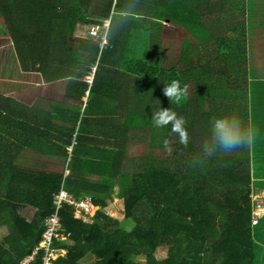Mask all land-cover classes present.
<instances>
[{
	"label": "trees",
	"instance_id": "trees-1",
	"mask_svg": "<svg viewBox=\"0 0 264 264\" xmlns=\"http://www.w3.org/2000/svg\"><path fill=\"white\" fill-rule=\"evenodd\" d=\"M196 6L201 7L198 2L168 3L166 18L203 29L205 43L199 44L203 48H186L178 66L168 70L149 64L139 52L134 63L119 65L137 79L161 77L167 85L173 80H178L181 88L187 85L181 102L167 98L165 107L186 120L187 146L179 142L171 124L154 126L152 142L156 143L160 132L167 138V145L173 144L171 157L160 160L143 156L138 163L143 165L131 169L123 162L124 144H90L93 139L82 136L87 117L56 111L54 118L70 126L54 127V147L42 142L38 147H28L43 154L69 157L67 176L64 171L16 166V150L0 148V228L8 230L0 239V264H20L33 253L44 230L43 220L54 211L53 197L61 185L75 199L91 196L93 204L101 208L108 199L115 198L109 184L117 176L122 177L117 197L122 201L123 220H131L133 228L123 229L119 218H111L101 210L90 222H84L74 217L72 206L64 204L58 216L70 236L63 248L55 242L54 247L65 249V254L53 264H257L250 225V163L243 127L246 111L241 96L247 81L243 25L232 17L230 32L221 29L209 38L207 20L190 17L189 10L196 12ZM88 9V0H0V32L11 39L22 71L38 72L46 82L67 78L68 95L74 96L73 87L81 86L80 99L88 87L84 80L98 54V69L105 71L106 59L128 55L127 50L119 48L121 44L118 46L130 37L129 31H122L134 28V24L144 26L142 19L111 18L108 44L99 49L94 41L75 35L78 25L99 24L100 20L88 19ZM224 19L229 24V16ZM224 19H216V25L222 26ZM97 77L98 73L89 95ZM233 117L240 123L243 146L224 154L213 134L212 119ZM149 124L144 121L141 126ZM131 125H124L121 131L128 132ZM44 134L40 135L43 140ZM87 176L103 182L93 183ZM25 207L35 209L31 221L21 215ZM159 247L166 248L167 257L158 261L154 252ZM43 256L44 251L39 250L28 264H43Z\"/></svg>",
	"mask_w": 264,
	"mask_h": 264
},
{
	"label": "crops",
	"instance_id": "crops-1",
	"mask_svg": "<svg viewBox=\"0 0 264 264\" xmlns=\"http://www.w3.org/2000/svg\"><path fill=\"white\" fill-rule=\"evenodd\" d=\"M88 1V19H109L110 25L111 18L120 16L127 19L129 17L135 20L142 19L144 26L134 24V28L129 30L125 28L122 31H129L130 37L125 42L119 43L118 46L121 44L119 48L127 50L128 55L119 54L116 57L113 55L109 60L106 59L105 71L98 69L100 53L98 54L95 64L91 66L89 77L84 80L88 87L80 99L77 96L81 86L79 89L76 86L73 87L74 96L68 95L70 91L67 93V78L46 82L38 72L22 71L11 39L0 32V148L16 150L13 160L16 166L56 173H62L65 170V168L57 169L53 163L60 159L66 166V158L51 153L43 154L28 147L30 145L38 147L41 142L48 147H54L57 143L54 127L66 128L70 126L64 120L59 121L54 118L56 111H62L66 116L73 114L80 118L87 117L82 127V136L93 139L90 144L98 147L112 146L115 142L124 144L125 159L123 162H135L134 158L128 156V153L136 140H141L137 152L139 162L143 156L165 160L167 138L159 132L156 143L152 142L154 124L151 117L154 111L165 108L167 105V97L163 94V88L167 83L161 77L137 79L136 76L125 73L119 65L130 61L134 63L137 52L140 50L143 52L142 59L158 68L168 70L178 66L182 52L186 48L195 46L199 42L198 37L201 32H198L192 25L172 22L166 18L168 17L167 13L170 12L167 10L168 3H200L201 7L196 6V12L189 10L190 17L207 20V35L209 38H213L216 28L215 20L218 19L216 14H219V19L228 17L226 14H228L231 2V0ZM234 3L237 4L238 1L235 0ZM164 11L167 12L164 13ZM159 17L164 19L161 20ZM90 26L92 25H84V27L78 25L75 35L92 40L98 44L99 49H104L108 41L104 46H101L99 40L90 37L88 35ZM108 35L109 28L107 38ZM141 35L145 36V39L140 40L139 36ZM187 35H190V38H187ZM96 73H98L97 81L93 86L94 90L89 95ZM148 114L150 116H147ZM63 115L62 117H64ZM144 121H148L150 124L147 127H142ZM129 123L132 125L127 129L128 132H122L121 129L124 128V125ZM244 124L245 122L243 127ZM258 130L264 132V125L259 126ZM42 134L46 136L45 140L40 138ZM262 135L258 138L263 139L264 134ZM152 144L159 146L154 148ZM251 146L252 142L249 144L248 141L249 163H251L250 157L253 159ZM67 150L69 152V147ZM261 174L256 177V180H260L256 187H252L255 176L254 174L250 175L249 199L250 195L254 197L264 194V168ZM33 210L35 213V209ZM255 227L259 229V238L261 239L264 236V217ZM0 231H2L1 237H4L8 232L5 227H1ZM260 232L262 233L261 237ZM166 257L158 259L164 260ZM259 264H264V254Z\"/></svg>",
	"mask_w": 264,
	"mask_h": 264
},
{
	"label": "rangeland",
	"instance_id": "rangeland-1",
	"mask_svg": "<svg viewBox=\"0 0 264 264\" xmlns=\"http://www.w3.org/2000/svg\"><path fill=\"white\" fill-rule=\"evenodd\" d=\"M235 0H231L228 16L229 19L227 22L229 24H225L226 20L224 19V24L222 26L216 25V28L214 31L218 33V30L225 29L227 31L232 30V24H231V18L235 17L242 21L243 25V32H244V43L246 45V54H245V68H246V76L247 81L245 83V87L243 92L241 93V96L244 97V103H245V115L246 120L244 124L245 131L247 132V138L249 141V144L252 142V150H253V159H251V163L249 164L250 169V175L254 174L255 180L254 183L252 181V187L257 186L260 182V180H256V177L261 176V171L264 168L263 160H264V138L259 139L258 136H263L264 132H260L258 130L259 126L264 125V0H236L238 1L237 4L234 3ZM216 18L219 19V14H216ZM103 20H100V24H97L99 27V30H101V24ZM105 25V22H104ZM84 27V25H83ZM198 32L200 33V37H198L199 42L196 43L195 46H198L197 50H200L203 48L202 46L199 47V44L205 43L204 36H206V32L203 29L196 28ZM187 38H190V35H187ZM143 52L139 50V57L142 58ZM192 93L189 91V96H191ZM213 122L215 119H212ZM196 129V128H195ZM262 133V134H259ZM201 138L196 140V144L199 143V140ZM141 140H136L135 143L130 147L128 156H131L134 158L135 162L126 163L125 165L131 169H138L139 166L143 164L139 163V157L138 155V149H139V142ZM172 142H168L169 145L166 146L165 149V155L168 159L171 157L172 150H173V144ZM251 151V150H250ZM258 151V153H257ZM249 152V148H248ZM163 155V154H162ZM164 157V156H163ZM58 160V162H57ZM53 166L56 165L57 169H64L66 168L65 163L63 164L62 160L57 159ZM67 164V160H66ZM46 165V164H45ZM65 174L67 170H64ZM131 171V170H130ZM69 173V171H68ZM67 173V175H68ZM66 175V176H67ZM123 176V175H122ZM127 176V175H125ZM89 177V178H88ZM86 177L89 181L93 183H101L103 182L101 178H97L94 176H88ZM129 177V176H128ZM121 176H117L113 180H111L110 188L113 192L114 199L107 200L106 206L101 207L97 211H103L108 212L107 215L111 218H119V221L122 222L121 227L125 230H131L133 228V222L131 220H123V205L122 201H120V198L117 197V194L119 192V188L121 186ZM112 195V196H113ZM111 202V203H110ZM96 211V212H97ZM34 213V210L32 207H25L24 210L21 211V215L26 218L27 221H31L32 215ZM96 214V213H95ZM94 212L89 214L88 216L78 214V218H82L83 220H88L89 218L93 217ZM253 232V241L256 248V255L258 258L257 264L260 263V257H263L264 254V236L262 238H259V229L257 227L252 228ZM0 231V238L1 237ZM6 232V231H5ZM260 232V237H261ZM61 254H64L62 251H58L56 256L53 260L57 258V256H62ZM167 251L164 247H159L155 252L154 256H156V260L159 261V259L166 257ZM159 258V259H158ZM52 260V261H53ZM49 262L48 264H53ZM86 262H82V264H85Z\"/></svg>",
	"mask_w": 264,
	"mask_h": 264
},
{
	"label": "built area",
	"instance_id": "built-area-1",
	"mask_svg": "<svg viewBox=\"0 0 264 264\" xmlns=\"http://www.w3.org/2000/svg\"><path fill=\"white\" fill-rule=\"evenodd\" d=\"M108 28H109V20H103L101 24V30H99V27L97 25H92L89 27L88 35L96 40H99L100 45L104 46L107 43ZM74 143L75 142L73 141V144ZM71 149L72 146L69 147V156ZM68 160L69 157L67 158V161ZM65 170L67 169L65 168ZM67 173L68 170L66 171V174L64 171V176H66ZM52 203H53L54 211L43 220L44 230L41 234L39 245L34 249L33 253L25 257L20 264H28L39 250L44 251V256L42 258L43 264H48L49 262H51L58 253V251H62L65 254V249L54 247L55 242H57L63 248V246L66 245L68 238L70 236L69 233H66L64 231L60 217L58 216V212L64 204H67L74 208L75 218H78L77 216L78 214H82L85 216H88L92 212H94L95 214L96 211L100 209L99 207L93 204V200L91 196L84 195L78 199H75L72 195H70L65 191L63 185H61L59 192L54 195ZM250 203H251L250 225L251 227H254L264 217V194L256 195L254 197L250 195ZM105 214L110 215L108 214V212H105ZM79 219H81L84 222L91 221V218H89L88 220H83L82 218ZM58 257L59 256H57V258Z\"/></svg>",
	"mask_w": 264,
	"mask_h": 264
},
{
	"label": "clouds",
	"instance_id": "clouds-1",
	"mask_svg": "<svg viewBox=\"0 0 264 264\" xmlns=\"http://www.w3.org/2000/svg\"><path fill=\"white\" fill-rule=\"evenodd\" d=\"M109 20V19H107ZM187 92V85L184 88L180 87L178 80H173L170 84L163 88V94L170 101L175 100L177 103L181 102ZM152 123L157 128L165 127L169 124L172 125L171 131L178 134L180 143L185 147L188 144L189 135L185 127L186 120L182 116H178L177 113L170 108H160L153 112ZM213 134L216 138V142L224 154H230L234 150L243 146L240 143L241 126L235 117L229 118H217L213 122ZM167 145V141H165Z\"/></svg>",
	"mask_w": 264,
	"mask_h": 264
}]
</instances>
